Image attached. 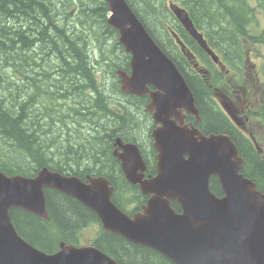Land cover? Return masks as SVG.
I'll use <instances>...</instances> for the list:
<instances>
[{"label": "trees", "instance_id": "trees-1", "mask_svg": "<svg viewBox=\"0 0 264 264\" xmlns=\"http://www.w3.org/2000/svg\"><path fill=\"white\" fill-rule=\"evenodd\" d=\"M127 1L161 48L172 42L168 33L161 40L155 31L168 32L169 28L160 27L159 23L153 28L148 23L152 14L169 12L166 0H140L141 5L137 4L139 0ZM171 1H178L188 9L197 27L207 31L205 35L213 47L212 36L219 34L214 28L223 29L224 22L234 28L232 9L235 6L231 0ZM239 1L240 9L246 10L247 23L239 28L237 37L264 44V30L256 35L250 31L257 14L264 15V0H256L258 7L251 0ZM209 10L219 16V21L212 19ZM108 14L105 0H0V171L8 176L35 177L42 168L48 167L84 179L87 175L104 176L115 188L114 203L132 215L140 211L149 197L126 180L113 156V146L118 138L137 143L142 129L139 115L142 98L127 97L116 83L115 70L128 69L130 55L119 43L118 32L108 25ZM174 24L180 25L176 19ZM108 42L114 48L112 60L106 59L103 49ZM229 42L234 43V39ZM96 51L100 55L95 54L97 58L92 60L90 55ZM195 51L202 54L197 44ZM106 62L108 67H104ZM102 65L106 75L101 77L97 66ZM194 91L197 106L202 116L206 115L204 119L208 116L217 119L206 120V132L226 133L227 122L217 114H210L203 92ZM114 97L137 100L128 107L131 122L138 127L135 131L123 130L127 105L122 102L114 105ZM64 101L68 103L64 105ZM95 117L100 122L95 123L94 134L82 133L77 138L72 133V129L87 121L92 124ZM261 117L264 120V105ZM241 155L245 159L244 174L264 192V159L254 150H242ZM150 165L156 173L155 162ZM211 189L219 197L224 195L215 177ZM45 194L49 222L21 209L11 212L19 235L41 251L56 253L61 242L79 244L80 232L93 224L99 225L100 230L92 244L118 264H176L151 247L104 231L97 215L74 198L51 189ZM121 195H127L134 203L132 211L125 209ZM172 207L182 212L179 204L173 203Z\"/></svg>", "mask_w": 264, "mask_h": 264}, {"label": "water", "instance_id": "water-1", "mask_svg": "<svg viewBox=\"0 0 264 264\" xmlns=\"http://www.w3.org/2000/svg\"><path fill=\"white\" fill-rule=\"evenodd\" d=\"M107 23L131 55L130 69L118 71L126 94L151 98L149 111L158 124L152 132L158 151L157 173L146 177L148 165L136 143L117 139L114 157L129 183L149 199L133 216L114 202L115 188L104 176L65 175L48 167L35 177L8 176L0 171V264H118L96 246L60 243L47 254L21 237L11 212L21 209L50 221L46 189L60 191L97 215L103 229L133 243L151 247L176 264H264V193L241 172L243 159L229 136H204L182 127L184 111L200 119L184 76L162 50L127 0H105ZM170 10L187 33L214 60L217 55L198 31L189 12L177 4ZM182 52L195 55L172 31ZM153 86L156 91H152ZM177 121L170 120V116ZM217 177L224 196L211 191ZM182 207L177 213L172 203Z\"/></svg>", "mask_w": 264, "mask_h": 264}, {"label": "flooded vegetation", "instance_id": "flooded-vegetation-1", "mask_svg": "<svg viewBox=\"0 0 264 264\" xmlns=\"http://www.w3.org/2000/svg\"><path fill=\"white\" fill-rule=\"evenodd\" d=\"M176 29L182 36L186 35V31L182 26H178L176 27ZM190 41L193 42L191 38ZM111 45L112 43L108 42L106 45L107 47L105 46L103 48L105 55H107L106 59L108 60H112L115 58V54L113 51L114 48H112ZM162 49L175 61L179 70L186 78V81L190 88L193 91L197 90V93L200 90L203 92V98H205L206 102L209 103L210 106V114H217L219 118L227 122L229 126L225 128V132L230 135V137L236 142L238 147L240 146L242 148L240 150L241 154L242 150H245L247 152L250 150V152H253L255 148L257 155L261 159H264V143L260 138V135L264 136V120L261 117V110L264 104V83L261 81L260 74L256 70L255 64L249 57L250 53L247 52V57L245 59L244 65L241 66L239 62H235V68L232 67L228 63V59L219 54L216 49H214V51L218 54L220 59V61L218 62L214 61L200 48L202 54L195 53V62L199 65H195L192 62L188 61L183 55L180 47L176 43L172 42L171 46L166 45ZM95 54L98 56L100 55L98 51L94 52L93 55H90L92 60H95L97 58ZM107 65V62L104 63V67H108ZM203 66H205L207 69V74L204 75L200 74L199 72L201 67L205 68ZM101 67L103 69V65ZM127 70L128 72H130L129 66ZM105 72L106 69L105 71L103 69V76L106 75ZM116 83L121 90L119 79H117ZM150 89L152 91H156L153 86H150ZM121 92L131 99H138L139 97L142 98V107H139V115L142 118V129L140 131L138 138L139 141L137 140V143L141 149L142 154L144 155L145 161L148 163L149 168L152 170L150 164L151 162H155L156 164L158 156V151L154 147L152 132L157 128L158 124L154 120L153 113L150 112L148 108L151 104V98L149 95L141 97L137 95L126 94L122 90ZM120 102L118 103L120 104ZM127 102L129 103L128 100ZM126 107L127 108L124 110V112L126 118H128L129 120V114L131 112H129L128 110L129 106ZM144 113H146L147 116L144 115ZM205 116H202L200 122H196L192 114L185 113L183 126L191 127L192 125H195L199 127L201 132L203 134H206L207 136L213 132H206V120L208 122V119L214 121H216L217 119H215L212 115L213 118L208 116L205 120ZM170 119L176 120V118L173 116H170ZM254 140H256L257 144L259 145L261 149L260 152L257 150ZM124 142L127 143L129 141L124 140ZM114 151L115 146H113V152ZM152 174H155L153 170ZM81 179L85 181L84 178Z\"/></svg>", "mask_w": 264, "mask_h": 264}, {"label": "rangeland", "instance_id": "rangeland-1", "mask_svg": "<svg viewBox=\"0 0 264 264\" xmlns=\"http://www.w3.org/2000/svg\"><path fill=\"white\" fill-rule=\"evenodd\" d=\"M169 1L171 0H166V3L167 2L169 3ZM142 2L139 0L137 4L141 5ZM251 2L253 3L254 7L259 6L256 0H251ZM206 3L207 2H204L203 4H206ZM231 3H233L235 6V9H232V18L234 21V28H229L225 22L222 25L223 29L221 28L218 29V30H221V32L216 30L217 27L214 28V32L219 33L217 35L215 34V36H212L214 46L217 50L220 49L223 52L224 56L228 59V62L230 63V65L235 68H236L235 62H239L241 66L244 65L245 59L247 57V52H249L250 53L249 57L251 58L252 62L255 64L256 70L260 74L261 81L264 83V44L255 42L248 38H244V37L238 38L237 37V32L239 28L243 26V23H247L246 20H244L246 16V10L240 9L242 5L239 0H231ZM209 15L212 17V19H216L214 21H217V20L219 21V16L216 13L212 12L211 10H209ZM174 21H175L174 16L172 15V13H169L167 10H165L164 12L160 14H152L150 16V19H148L149 25L153 28H154V25L158 23L160 27L164 26L165 28L172 26V25L178 26L177 24H174ZM159 30L160 29L155 30V31L156 33L159 34V37L161 38V40H165L164 37H167V30L163 29L162 32L160 30L161 33L159 32ZM262 30H264V15L259 13L257 14V17L254 23L250 26V31L252 35H256L260 33ZM203 32H205L206 35L208 34L205 29L203 30ZM214 37L216 38V40H214ZM231 38L234 39V43L229 42ZM94 45L98 49L100 48L98 43H95ZM168 45L171 46L172 44L170 43ZM221 51H219L220 54H222ZM97 74L101 77L103 76V69L101 66H97ZM113 100H114L113 101L114 105L119 104L118 102L122 101V103L126 104L127 106H129V103L132 104L133 102L137 101V100H134L133 102L129 101L128 103L125 98H120V97H114ZM63 103L64 105H66L68 102L64 101ZM144 115L147 116L146 113H144ZM131 116L132 115L130 113L129 115L130 119L128 120V118H126V124L123 126V130H125L128 133H129V130L135 131L138 128L132 124ZM94 119L95 120H93L94 122L92 124L89 123V121H87L82 126H77L75 129H72V133H74L77 138L82 133L94 134L96 130L95 123L100 122L99 117H95ZM141 122H142V119H141ZM104 128L105 127H102L100 129L104 130ZM91 138H95V137H91ZM260 138H261V141L264 143V136L260 135ZM83 156L84 158L87 157V155L85 154H83ZM120 200L122 201V204L125 207V209H127L128 211H132L135 208L134 203L128 200L127 195H121ZM99 230H100L99 225L97 226V225L89 224L84 230L80 232V241H79L80 245L91 244L93 240L95 239V237L97 236V233L99 232Z\"/></svg>", "mask_w": 264, "mask_h": 264}]
</instances>
